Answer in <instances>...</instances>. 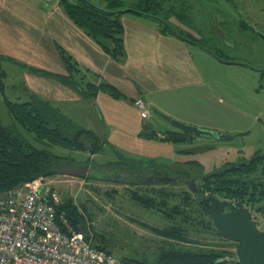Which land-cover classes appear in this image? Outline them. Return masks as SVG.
Listing matches in <instances>:
<instances>
[{
    "label": "rangeland",
    "instance_id": "obj_1",
    "mask_svg": "<svg viewBox=\"0 0 264 264\" xmlns=\"http://www.w3.org/2000/svg\"><path fill=\"white\" fill-rule=\"evenodd\" d=\"M88 1L107 11L148 10L150 15L164 20L180 35L219 56L228 58V62H219L215 59L217 66L211 68L209 75L212 91L207 122L221 131L202 129L215 132V135L196 137L194 144H182L179 148L188 153L176 157L174 161L167 158L170 156L160 155L141 162L125 159L127 163L124 164L121 162L122 158L116 157L111 150L91 158L90 152H74L52 147L50 150L54 154L68 158L67 167H76L80 162L91 158L90 169L86 178L61 175L45 178L49 180L53 190L60 195L62 202L71 199L80 209L85 208L83 215L87 234L92 240L94 235L103 236L107 242V249L119 260L136 259L154 262L161 249L169 246L168 243L176 249L196 253L214 251L236 254L235 243L214 235L212 231L215 229H203L204 225L173 223L165 218L162 212L148 210L136 204L130 199L129 193L131 191L147 193L165 189L177 195L168 199L170 206L182 203L185 193H190L192 201L196 203L201 196L193 193L182 178H188L187 181L195 179L196 185L200 186L202 176L222 169L226 163L248 161L256 152H264V80L256 72L257 68L264 67V40L255 32L264 35V29L256 18L258 15L259 19L260 16L264 19V11H262L264 0ZM139 3H141L140 10L137 7ZM246 9L254 10V16L247 17ZM217 14H220L223 20H228L225 28L231 37L230 41L219 39L214 35L216 27L213 17ZM241 14L249 21L244 25L240 23ZM0 66V70L6 73V78H2L3 91L0 89L1 123L17 136L36 147H41L34 135L21 127L5 106V97L17 103H25L29 100L23 90V69L2 59ZM152 116L169 124L153 111ZM155 128L163 130L159 127ZM217 134L231 136L232 139L222 140ZM177 161H180L179 163L195 161L197 165L186 166L177 164ZM140 171L164 172L173 180L178 178L179 180L173 184L148 187H135L113 180V177L122 173L133 175ZM94 174L98 178L110 180L90 179L89 177ZM244 207L251 212L258 229L264 232V203L256 207ZM175 226L182 228L190 242L169 241L148 229L154 227L165 230Z\"/></svg>",
    "mask_w": 264,
    "mask_h": 264
},
{
    "label": "crops",
    "instance_id": "obj_2",
    "mask_svg": "<svg viewBox=\"0 0 264 264\" xmlns=\"http://www.w3.org/2000/svg\"><path fill=\"white\" fill-rule=\"evenodd\" d=\"M121 23L126 55L119 62L74 24L60 4L0 0V58L23 69L26 97L35 95L48 101L77 127L92 131L102 143L101 154L111 150L124 164L125 159L141 162L160 155L174 161L188 153L179 146L194 144L197 139L194 136L183 143L164 140L166 133L181 131L153 117L152 111L201 129L221 131L207 122L212 91L209 75L217 66L216 58L162 32L153 18L123 15ZM216 32L217 38L226 39L224 23L217 25ZM60 50L81 70L83 87L107 82L123 97L116 99L101 91L85 96L53 77L68 75ZM139 98L150 110L147 119L134 106ZM147 129L156 138L147 137ZM179 162L197 165L195 161Z\"/></svg>",
    "mask_w": 264,
    "mask_h": 264
},
{
    "label": "trees",
    "instance_id": "obj_3",
    "mask_svg": "<svg viewBox=\"0 0 264 264\" xmlns=\"http://www.w3.org/2000/svg\"><path fill=\"white\" fill-rule=\"evenodd\" d=\"M60 5L70 20L92 37L112 58L119 62L124 60L126 55L124 27L121 23V17L124 14H118L117 11H101L79 0H61ZM144 12L150 13L148 10H144ZM158 23L162 32L173 35V32L164 24L160 21ZM60 54L68 75H55L53 77L58 78L85 96L93 97L101 91L116 99L123 97L114 86L107 82H102L99 86L86 83L83 87L82 82L85 77L81 75V70L77 64L63 50H60ZM219 57L228 60L224 56ZM45 74L49 75L48 73ZM2 78H6V73L0 70L1 91H3L4 86ZM5 106L15 121L28 133L34 135L41 147H36L17 136L0 120V190L14 188L40 176L48 178L59 176L58 172L63 167H67L69 161L67 157L54 154L50 150L52 147L74 152H90L91 155L102 152V143L92 131L77 127L73 121L65 117L59 109L48 101L32 95L27 102L17 103L11 102L5 97ZM147 131L150 130H146L145 135L147 137L156 138V133L152 131L148 133ZM166 134L164 140L174 143H183L194 138V136L183 132ZM90 161L91 158L80 162L79 165H90ZM89 178L110 180L98 178L95 174ZM200 181L201 185L198 186L200 192L197 194L199 197L209 194L244 206L256 207L264 203V155L254 156L244 163L240 161L226 163L222 169L202 176ZM147 193L131 191L129 196L131 200L145 209L162 212L164 217L173 223L204 225L203 229H215L214 223L206 217L195 201H192L190 193L184 194L182 203L173 206L169 205L168 199L177 196L175 193L165 189ZM58 210L65 213L76 230L87 231L85 216L83 215L85 208L80 209L71 199H65ZM148 229L169 241L190 242L180 226L165 230L154 227H148ZM85 235L86 240L90 241L95 248L113 255L107 249V242L103 236L94 235L92 240L87 232ZM168 245L161 249L154 262L136 259H121L120 261L124 264H238L228 260L237 256L230 254V252L196 253L176 249L170 243Z\"/></svg>",
    "mask_w": 264,
    "mask_h": 264
},
{
    "label": "built area",
    "instance_id": "obj_4",
    "mask_svg": "<svg viewBox=\"0 0 264 264\" xmlns=\"http://www.w3.org/2000/svg\"><path fill=\"white\" fill-rule=\"evenodd\" d=\"M134 106L142 119L150 116L143 99H136ZM61 204L45 177L0 190V264H124L87 241L59 212Z\"/></svg>",
    "mask_w": 264,
    "mask_h": 264
},
{
    "label": "water",
    "instance_id": "obj_5",
    "mask_svg": "<svg viewBox=\"0 0 264 264\" xmlns=\"http://www.w3.org/2000/svg\"><path fill=\"white\" fill-rule=\"evenodd\" d=\"M84 4L99 9L101 11L108 12L104 9H101L88 0H79ZM118 14H134L146 18H155L159 19L162 24H164L168 29L173 32V35L179 37L180 39L197 45L201 49L207 51L211 56L218 59L220 62H228L217 56L214 52L206 49L205 47L199 45L195 41L180 35L176 30H174L170 25H168L164 20L156 18L145 12L137 11L134 9H125L117 11ZM256 34L264 40V35L255 31ZM159 116L167 121L175 129L195 136H214L215 132L206 131L199 129L195 126L187 125L176 119L171 118L168 115L159 113ZM217 136L222 140H230L231 136H226L223 134H217ZM90 169V165H78L76 167H63L58 174L61 176H70L78 178H86ZM167 175V174H166ZM113 180L117 181L119 178H114ZM178 179H172L168 175L165 176L162 180L155 181V184H166V183H176ZM185 182L188 183L190 190L198 194L200 192L199 187L196 185V180L187 181L185 178H182ZM161 182V183H160ZM197 205L202 209L204 214L211 219L216 226V235L220 238L226 239L236 243V258L228 259L232 262H237L238 264H264V232H261L256 224L252 220L251 212L249 209L245 208L240 203L228 202L225 200H220L214 196H207L202 198L197 202ZM230 206L231 210L225 212L226 208ZM227 261V260H225Z\"/></svg>",
    "mask_w": 264,
    "mask_h": 264
},
{
    "label": "flooded vegetation",
    "instance_id": "obj_6",
    "mask_svg": "<svg viewBox=\"0 0 264 264\" xmlns=\"http://www.w3.org/2000/svg\"><path fill=\"white\" fill-rule=\"evenodd\" d=\"M247 11H245V13L247 14V17L248 16H254V10H250V9H246ZM264 11V10H262ZM260 14V13H259ZM258 16V15H257ZM256 16V18L258 19V22L259 24L263 27L264 29V19L262 18V16H260V19ZM215 19V24L214 26L217 27V25L219 23H224V26L226 24V22L228 21L227 19H222V17L220 16V14H217L216 17H213ZM249 21H247L245 19V17L241 14V21L240 23L242 25H244V23H247ZM241 25V26H242ZM251 26V25H250ZM246 27V26H244ZM252 27V26H251ZM247 28V27H246ZM214 35L217 37V32H216V29L214 30ZM257 35V34H256ZM219 37V36H218ZM230 36L227 34L226 32V39H224L225 41H230ZM222 39V38H221ZM262 39V38H261ZM256 72L260 75L261 79L264 80V67H260V68H257L256 69ZM257 155H264V152H256L252 157L254 156H257ZM246 161H243L242 163H244ZM165 176H167L166 174H164V172H136L134 173L133 175H130L128 173H122L118 176H115L114 178H119V180H117V182L119 183H122V184H126V185H134L135 187H140V186H144V187H148V186H155V185H168L169 183H166V184H155V181L157 180H162ZM115 181V180H114ZM206 197V196H205ZM202 198H204V196L198 198L196 200V203L201 200ZM229 202H232V201H229ZM236 203V202H235ZM201 209V208H200ZM231 210V207L228 206L225 210V212H228ZM208 217V216H206ZM210 221H212L210 219ZM213 222V221H212ZM214 223V222H213ZM215 225V224H214ZM212 233L214 235H216V226H215V230L212 231ZM217 236V235H216ZM236 245V243H235Z\"/></svg>",
    "mask_w": 264,
    "mask_h": 264
}]
</instances>
